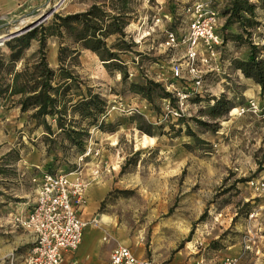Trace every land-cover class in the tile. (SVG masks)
I'll return each instance as SVG.
<instances>
[{"label": "rangeland", "instance_id": "obj_1", "mask_svg": "<svg viewBox=\"0 0 264 264\" xmlns=\"http://www.w3.org/2000/svg\"><path fill=\"white\" fill-rule=\"evenodd\" d=\"M56 2L61 4L55 7ZM188 2L135 0L133 18L124 28L134 45L119 54L125 80L114 69L106 70L89 50L66 58L64 67L105 99L108 112L101 118L110 128L89 127L81 151L46 145L42 128L28 119L29 111L20 112L15 103L0 99V264L20 260L30 245L27 231L9 229V218L27 212L43 172H74L86 181L80 214L89 224L78 248L99 239L98 264H107L111 248L122 243L154 264H221L225 257L234 258V264H264V118L235 116L231 110L249 97H260L258 85L234 61L246 58L249 44L264 53V0H247L253 4L252 15L242 16L249 21L221 30L223 36L240 37L224 40L222 73L205 76L202 101L189 100L181 123L169 117L153 123L159 99L153 97L148 106L128 87L144 79L156 82L155 74L179 57L181 48L168 50L161 42L166 31L183 32ZM229 2L216 0L213 6L222 12ZM88 4L38 0L14 15L0 16V36L21 19L45 15L25 33L46 25L55 13L82 11ZM20 34L0 37V52L5 54L3 43ZM57 48V38L45 40L51 68L57 67ZM36 49L37 42L31 40L24 56H34ZM212 96L224 102L214 115L207 112ZM87 147L92 153L83 156ZM90 190L96 194L93 201L88 199Z\"/></svg>", "mask_w": 264, "mask_h": 264}, {"label": "trees", "instance_id": "obj_2", "mask_svg": "<svg viewBox=\"0 0 264 264\" xmlns=\"http://www.w3.org/2000/svg\"><path fill=\"white\" fill-rule=\"evenodd\" d=\"M135 0H89L82 11L53 14L49 23L11 37L5 41L6 53L0 52V99L15 103L20 112L29 111L28 119L34 127H41L46 145L75 148L81 151L88 136V128L109 129L101 116L104 115L105 99L88 87L72 71L64 67L67 57L76 55L79 49L93 53L106 70L114 69L122 80L127 71L119 58L120 53L133 46L124 28L133 18ZM253 4L247 0H230L222 12H218L223 23L218 28L222 44L230 38L236 40L238 34L223 36L221 30L232 22H248L242 13L251 16ZM58 39L56 54L57 67L51 68L44 55L45 40ZM113 37L111 42L107 39ZM31 40L37 42L35 55L24 56ZM264 50V49H263ZM249 44L245 59L234 61L235 68L249 77L259 87L260 98H264V53ZM21 60L19 68L15 63ZM129 90L140 95L151 105L153 97L164 99L168 93L160 83L144 79L142 83H129ZM74 91V92H70ZM15 97V100H13ZM203 96L195 94L191 99L202 101ZM207 112L216 114L224 106L221 96H212ZM49 117L48 122L45 118ZM185 116L176 118L178 123ZM137 129L149 134L146 128Z\"/></svg>", "mask_w": 264, "mask_h": 264}, {"label": "built area", "instance_id": "obj_3", "mask_svg": "<svg viewBox=\"0 0 264 264\" xmlns=\"http://www.w3.org/2000/svg\"><path fill=\"white\" fill-rule=\"evenodd\" d=\"M214 1L189 0L183 32H165L161 45L168 50L181 48V53L164 72L155 74L154 80L161 84L168 97L160 100V112L154 116L153 123H160L168 117L176 120L186 116L191 97L204 91L205 76L222 73V39L218 33L222 18L213 6ZM232 109L235 116L249 114L264 118V98L249 97ZM107 113L105 111L101 117ZM90 153L92 149L87 147L83 156ZM96 153L94 150L93 154ZM36 181L29 209L24 215L11 219L15 227L29 232L31 236L30 245L21 259L22 264H79L76 260L65 261L64 256L78 247L84 228L89 224L80 218L86 181L78 174L69 179L67 174L47 172H43ZM234 260L225 257L221 264H234ZM8 264H13V258ZM108 264L154 263L149 258L135 256L128 246L116 244L109 252ZM191 264H201V260Z\"/></svg>", "mask_w": 264, "mask_h": 264}, {"label": "crops", "instance_id": "obj_4", "mask_svg": "<svg viewBox=\"0 0 264 264\" xmlns=\"http://www.w3.org/2000/svg\"><path fill=\"white\" fill-rule=\"evenodd\" d=\"M37 1L38 0H0V16L14 15L17 12H21L29 8ZM257 89H259L258 86H257ZM102 190H103V187L102 186L99 187V191H102ZM87 195L90 201H93L96 198V194L92 190L88 191ZM80 218H81V214H80ZM9 219L11 221V218ZM15 228L17 227H15V225L11 222L9 225V229L15 230ZM18 230H23V229H18ZM84 231H85V228H84ZM84 231H83V235H84ZM83 235H82L80 244L82 242ZM25 237L27 241H30L31 236L29 232L25 233ZM99 241H100L99 239H96L93 243H91L90 245H87L84 248H78L80 245L79 244L78 247L74 251L68 252L65 254L64 256L65 261L69 262L71 260H76L79 264H98V257L96 255V250H97V244ZM102 241H105V240H102ZM21 259L22 257L20 258V260H17V257H14L13 264H22Z\"/></svg>", "mask_w": 264, "mask_h": 264}, {"label": "bare ground", "instance_id": "obj_5", "mask_svg": "<svg viewBox=\"0 0 264 264\" xmlns=\"http://www.w3.org/2000/svg\"><path fill=\"white\" fill-rule=\"evenodd\" d=\"M61 2V1H60ZM60 2H56V4L54 5L55 7L56 6H58L59 5V3ZM61 4V3H60ZM43 14H41V15H39V16H37V17H34L33 19H27V18H25V19H21L20 20V22H18L16 25H14V26H12L9 30H8V32H6V33H4V34H2L0 37L1 38H4V37H6V35H8V34H12V33H14V32H17L18 30H20V29H22L23 27H25L26 26V28H27V26L28 25H33L34 23H36L37 21H39L40 19H42V17H44L45 15H43ZM41 16V17H40ZM29 29V28H28ZM4 39H6V38H4ZM2 44V43H1ZM232 111H234V109L232 110ZM145 139H146V137H145ZM77 174L76 173H74V172H70V173H68L67 174V177L69 178V179H71V178H74L75 176H76ZM104 219V215L102 216V220ZM95 221H98V218H96V219H94ZM123 245V244H122Z\"/></svg>", "mask_w": 264, "mask_h": 264}, {"label": "water", "instance_id": "obj_6", "mask_svg": "<svg viewBox=\"0 0 264 264\" xmlns=\"http://www.w3.org/2000/svg\"><path fill=\"white\" fill-rule=\"evenodd\" d=\"M27 28H28V27H27ZM27 28H26V27H25V28H22V29L18 30L17 32H14V33H12V34H8V35H6V37H10V36H12V35H16V34L23 33ZM2 41H3V39L1 40V42H2Z\"/></svg>", "mask_w": 264, "mask_h": 264}]
</instances>
